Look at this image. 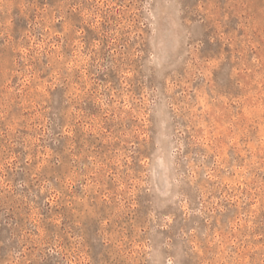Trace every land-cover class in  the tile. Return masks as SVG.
Wrapping results in <instances>:
<instances>
[{"label": "rangeland", "instance_id": "obj_1", "mask_svg": "<svg viewBox=\"0 0 264 264\" xmlns=\"http://www.w3.org/2000/svg\"><path fill=\"white\" fill-rule=\"evenodd\" d=\"M0 264H264V0H0Z\"/></svg>", "mask_w": 264, "mask_h": 264}]
</instances>
